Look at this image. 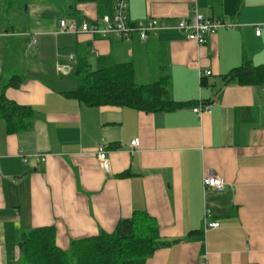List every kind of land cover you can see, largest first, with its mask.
Wrapping results in <instances>:
<instances>
[{
    "label": "crops",
    "instance_id": "obj_1",
    "mask_svg": "<svg viewBox=\"0 0 264 264\" xmlns=\"http://www.w3.org/2000/svg\"><path fill=\"white\" fill-rule=\"evenodd\" d=\"M21 1L6 14L10 30L0 26L10 35L0 37V79L22 78L6 97L36 118L16 134L0 120V264H20L24 233L53 228L68 251L135 212L168 243L135 264H264V88L225 80L246 59L264 65V0H130L132 22L169 28L144 42L59 33L62 20L80 27L112 15L114 0ZM196 15L230 28L198 45L176 29ZM118 64L132 65L138 85L166 79L182 107L144 113L76 97L79 69ZM208 104L210 115L194 114ZM209 170L223 192L203 189Z\"/></svg>",
    "mask_w": 264,
    "mask_h": 264
},
{
    "label": "trees",
    "instance_id": "obj_2",
    "mask_svg": "<svg viewBox=\"0 0 264 264\" xmlns=\"http://www.w3.org/2000/svg\"><path fill=\"white\" fill-rule=\"evenodd\" d=\"M21 3V0H0L3 8L0 26H5V30H10L6 14L21 8ZM76 77L80 87L75 95L89 107H129L144 113L169 112L182 107L168 97L166 79L154 85H138L131 64H118L96 72L81 68ZM225 80L264 88V65L255 66L246 59ZM22 82L18 76L8 81L0 79V120L10 134L28 130L36 118L32 109L6 97L8 89H19ZM167 244L160 237L157 221L147 213L135 212L130 219L121 220L113 233L102 232L73 241L68 251L57 246L53 228L24 233L20 264H135L137 260L150 258Z\"/></svg>",
    "mask_w": 264,
    "mask_h": 264
},
{
    "label": "built area",
    "instance_id": "obj_3",
    "mask_svg": "<svg viewBox=\"0 0 264 264\" xmlns=\"http://www.w3.org/2000/svg\"><path fill=\"white\" fill-rule=\"evenodd\" d=\"M129 1L130 0H114V11L110 16H104L100 22L90 23L84 21L80 27L74 22L60 21V34H84L92 38H100L103 40H121L131 41L135 38L140 41H146L151 35L169 29L168 26L159 20L150 19L140 22H132L129 18ZM221 28H230L221 21L208 20L200 15H196L194 19L189 22L187 19H182L178 22L176 29L186 35V39L193 41L198 45H205L207 38L215 34ZM261 31L257 29L256 35L260 36ZM10 36L0 31V37ZM35 44V39L32 40ZM204 76H211V72H206ZM202 76V75H201ZM197 116L203 114L210 115L212 113V105H201L193 110ZM131 148L137 150L140 147V140L135 139L131 142ZM99 159L104 161L106 159V152L101 147L97 150ZM226 183L220 178L214 170H209L203 177V189L205 191L223 192ZM206 229H218L219 224L205 222Z\"/></svg>",
    "mask_w": 264,
    "mask_h": 264
}]
</instances>
